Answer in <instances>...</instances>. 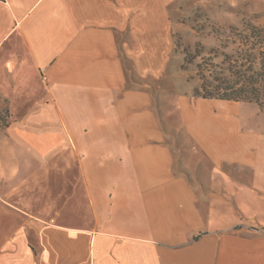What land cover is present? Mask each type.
Instances as JSON below:
<instances>
[{
  "label": "crops",
  "instance_id": "1",
  "mask_svg": "<svg viewBox=\"0 0 264 264\" xmlns=\"http://www.w3.org/2000/svg\"><path fill=\"white\" fill-rule=\"evenodd\" d=\"M172 10L0 0V264H264V108L189 92Z\"/></svg>",
  "mask_w": 264,
  "mask_h": 264
},
{
  "label": "rangeland",
  "instance_id": "2",
  "mask_svg": "<svg viewBox=\"0 0 264 264\" xmlns=\"http://www.w3.org/2000/svg\"><path fill=\"white\" fill-rule=\"evenodd\" d=\"M172 14L174 73L188 83L194 97L203 83L218 85L214 78L233 83L239 71L249 77L259 74L264 44L252 37V28L264 36V0H174ZM127 68L132 74L131 66ZM260 74L264 77L263 69ZM259 102L264 108V88ZM0 118L10 120L6 101L1 102ZM169 121L174 141V117Z\"/></svg>",
  "mask_w": 264,
  "mask_h": 264
},
{
  "label": "trees",
  "instance_id": "3",
  "mask_svg": "<svg viewBox=\"0 0 264 264\" xmlns=\"http://www.w3.org/2000/svg\"><path fill=\"white\" fill-rule=\"evenodd\" d=\"M262 31L257 28H252V37H256L260 44H264V36L261 37ZM229 62V61H228ZM260 70L259 74L253 72L256 77H249L246 73L239 71L236 73L237 81L230 83L224 81L221 78H214L219 84L212 86L208 83H203L201 88L196 91V95L204 99H220L230 101H253L259 102V95L262 93L264 88V77L260 74V71L264 70V50L260 52ZM244 67V65H240ZM239 68V66H238ZM250 70V68H249ZM252 70V69H251ZM250 70V71H251ZM8 121L0 118V125H6Z\"/></svg>",
  "mask_w": 264,
  "mask_h": 264
}]
</instances>
